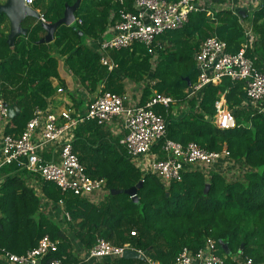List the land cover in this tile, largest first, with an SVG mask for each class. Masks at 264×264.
Here are the masks:
<instances>
[{"label": "trees", "instance_id": "trees-1", "mask_svg": "<svg viewBox=\"0 0 264 264\" xmlns=\"http://www.w3.org/2000/svg\"><path fill=\"white\" fill-rule=\"evenodd\" d=\"M75 1L35 0L34 7L53 23L63 17L66 5ZM206 1L217 5L216 9L191 12L183 27L158 37L153 55L140 43L111 51L118 64L113 71L100 63L97 44L89 46L84 37L108 35L109 26L124 7L120 0H82L76 11V20L81 18L82 24L76 21V28L61 25L51 43H39L46 35L42 22L33 24L36 19L27 17L24 23L31 21L27 34L17 36L10 45L9 18L0 13V98L21 108L10 119L6 133L14 131L8 127L11 123L22 132L36 107L49 108L56 94L52 79L58 78L67 87L61 72L66 65L92 94L102 85L101 91L124 94L127 86L133 85L140 93L138 105H145L155 93L172 97L174 103L153 107L166 122V134L153 146L154 152L162 155L167 139L183 145L195 142L213 151L227 148L233 160L248 167L237 180L218 171L187 167L180 180L165 185L156 175L138 168L120 139L113 138L105 126L85 121L73 130V148L91 178L105 179L103 198L96 201L63 192L54 182L38 176L33 186L34 174L16 163L3 166L0 264H9L1 258L4 252L24 254L46 234L59 243L44 263L59 258L64 264H152L149 258L155 264H172L183 247L197 250L212 238L217 253L224 257L223 264H246L248 260L264 264V112L245 104V82L241 80L223 77L194 95H190L186 80H198L195 53L210 36L224 40L230 53L248 43L246 55L264 71V3L231 9L225 6L228 0ZM133 2L125 0L124 4L131 9ZM222 97L235 120L229 129L213 122L216 102ZM141 180L144 184L136 199L124 192ZM44 201L61 207L62 217L46 212ZM100 238L117 246L129 243L142 249L147 258L119 256L86 262L82 253L88 254Z\"/></svg>", "mask_w": 264, "mask_h": 264}, {"label": "built area", "instance_id": "built-area-1", "mask_svg": "<svg viewBox=\"0 0 264 264\" xmlns=\"http://www.w3.org/2000/svg\"><path fill=\"white\" fill-rule=\"evenodd\" d=\"M24 2L34 8L35 0H24ZM124 2L125 0H120L124 7L118 12L119 18L109 26L108 35L89 44L90 46L97 44L100 63L109 71L118 68V64L110 56L111 51L140 43L147 48L149 54L153 55L159 44L157 39L160 35L183 27L193 11L207 9L211 13V10L217 7L206 0H134L129 9ZM240 2L242 0H228L225 6L234 9L242 5L246 7L250 3L258 5L254 0ZM36 10L39 12L37 21L49 22L40 10ZM76 21L79 24L83 22L81 18ZM246 33L252 37L251 29L247 28ZM247 46L248 43H244L238 52L230 53L224 40L217 36L206 38L195 53L200 75L198 80L192 83L190 95L199 92L208 83H217L223 77H230L232 80L245 82L247 95L245 104L255 107L259 112H264V71L259 70L254 61L246 55ZM58 91L61 92L62 89L59 88ZM174 102L175 100L170 96L155 93L145 105H138L130 102L127 93L106 90L101 91L90 101L84 114L77 113L71 108L57 112L49 108L36 107L33 117L27 122L23 131L20 134H11L6 133L10 117L8 107L0 98V178L3 166L16 163L34 174L31 180L33 186H36L35 176H38L42 180L54 182L63 192H73L75 195L87 197H93L92 195L96 193L104 195L105 179L91 178L74 151L73 130L85 121H95L99 125L106 126L115 118L120 119L125 130L120 143L132 162L142 171L156 175L165 185L180 180L187 167L202 168L209 173L215 165L224 164L227 167L220 173L226 176V172H230V176L231 170H234V178H236V172L239 170L235 171L237 168L227 148L213 151L195 142L183 145L167 139L161 147L162 155L152 150L166 134L165 119L153 107L156 104L168 106ZM213 122L223 129L235 126L234 117L224 97L216 102ZM50 147L53 158L47 159L44 151ZM242 172L244 175L245 170ZM237 179L242 178L235 180ZM66 215L70 219L69 214ZM135 233L132 231V235ZM58 243V240L46 234L39 240L37 246L26 253L4 252L1 258L9 264H64L63 259L59 258L44 263V259L49 254L58 250ZM126 249L137 250L145 256L142 249L134 248L129 243L117 246L100 238L84 259L89 261L119 257ZM217 250L216 241L208 238L204 246L197 250L183 247L172 264H223L224 257L218 254ZM147 259L155 264L151 259ZM246 264H252V261L248 260Z\"/></svg>", "mask_w": 264, "mask_h": 264}, {"label": "crops", "instance_id": "crops-1", "mask_svg": "<svg viewBox=\"0 0 264 264\" xmlns=\"http://www.w3.org/2000/svg\"><path fill=\"white\" fill-rule=\"evenodd\" d=\"M243 1L244 0H242V2ZM254 1L256 4L264 3V0H254ZM6 2H7V0H0V4H4ZM242 2H240V3H242ZM35 9H38V8H35ZM38 10H40V9H38ZM24 21L22 23L23 27L28 28V25L30 24L29 22H31V21L30 20L27 21L28 23H26V22L24 23ZM36 22H37V19H36V21L33 22V24H35ZM9 23H10V20H9ZM9 25L11 28V24H9ZM9 32H10V30H9ZM87 44H90V41H88ZM61 72H62V77L66 81L67 87H64L61 84V82L58 80V78L52 79L53 85L56 88V94L52 97V99L50 101L49 109L59 112V111L64 110L66 108H71L72 110L76 111L77 113L84 114L87 111L88 104L90 103V101L101 92L102 86H100V88L97 92H95L93 94L89 93L84 88L83 84L79 80V77L76 74H74L69 67H67L66 65H62V71ZM59 88L62 89L61 92L58 91ZM137 91H139V90L137 89ZM139 97H140V93L135 94L136 103H137V101L139 102ZM20 112H21V108H20ZM10 119H12V118L9 117L7 124L10 123ZM8 127L14 130L11 134H20L21 133L20 131L18 132V130H16L17 126L14 123H11ZM105 129H106V131L111 133L113 138L121 139L125 133V130H124L119 118H115L109 125H106ZM44 156L47 159L53 158V154L51 152V147L47 148L44 151ZM219 164H221V163H219ZM234 166L236 168H239L240 172H242L243 170L248 168L242 161H236V160H234ZM226 167L227 166H225L224 164L215 165L210 171H212V170L218 171V172L225 171ZM49 212L51 213V211H49ZM79 251L80 250H78V252ZM80 253H82V252H80ZM86 255L87 254L82 253V257L85 258ZM97 260H100V259H97ZM93 261H95V259L89 260L86 262L91 263Z\"/></svg>", "mask_w": 264, "mask_h": 264}, {"label": "water", "instance_id": "water-1", "mask_svg": "<svg viewBox=\"0 0 264 264\" xmlns=\"http://www.w3.org/2000/svg\"><path fill=\"white\" fill-rule=\"evenodd\" d=\"M82 0H76L73 4L71 5H66L64 15L62 18L57 20L56 22H47V23H42L43 28L46 31V35L43 36L40 40L39 43H50L54 40L55 38V33L57 29L61 25H67V26H72L76 20V11L79 9L81 5ZM0 13H5L11 24L10 32L8 35V41L10 45H13L15 42V39L17 36L22 35V34H27L28 28H24L22 23L27 17H34L36 19L39 18V12L27 6L24 2V0H7L6 3L0 4ZM243 15H245V11H242ZM73 28H76L73 26ZM80 33L82 31L80 30ZM188 85L191 88L192 81L190 78H186ZM8 107V112L10 118H14L18 113H20V107L18 106L17 103L9 105L6 103ZM144 184V181L141 180L137 185L128 188L124 190V192L133 198H137V192L140 187H142ZM206 191H209V184L206 186ZM123 190H113V193H121ZM223 248L229 253L227 250V244L223 243ZM243 247V245H242ZM124 258H135V259H145V256L140 254L137 250L134 249H126L125 252L122 255Z\"/></svg>", "mask_w": 264, "mask_h": 264}, {"label": "rangeland", "instance_id": "rangeland-1", "mask_svg": "<svg viewBox=\"0 0 264 264\" xmlns=\"http://www.w3.org/2000/svg\"><path fill=\"white\" fill-rule=\"evenodd\" d=\"M242 6H245V5H242ZM253 6H255V4H249V5H247L246 7H248V8H251V7H253ZM75 24V23H74ZM72 25V26H75V25ZM97 39H93V38H90L89 39V37H87V36H85L84 37V41L86 42V43H88V41H90V42H92V41H96ZM89 45V44H88ZM90 46V45H89ZM132 86L133 85H128L127 86V94H128V96L130 97V102L131 103H133V102H135L136 103V98H135V94H137V93H139V91H137V88H132ZM137 91V92H136ZM135 93V94H134ZM237 170H239V168H237L235 171H237ZM243 170V169H242ZM245 171H246V169H245ZM231 175L229 176V174H230V172H226V176H228L227 178H229V179H236V178H243V177H241V176H243V172H236V174H237V177L236 178H234V170H231ZM245 173V172H244ZM93 196V198L94 199H99V197H100V199L102 198V196H103V194L102 195H100V193H96L95 195L93 194L92 195ZM96 200V201H97ZM43 208H44V210L46 211V212H49V211H51V214L52 215H54L55 217H57V218H61L62 217V215H63V212H62V209L61 208H58V207H56L54 204H52V203H48V202H46V201H44L43 202Z\"/></svg>", "mask_w": 264, "mask_h": 264}]
</instances>
